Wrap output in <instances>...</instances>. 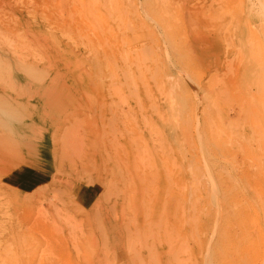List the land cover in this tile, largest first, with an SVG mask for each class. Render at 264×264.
I'll use <instances>...</instances> for the list:
<instances>
[{
    "label": "rangeland",
    "instance_id": "rangeland-1",
    "mask_svg": "<svg viewBox=\"0 0 264 264\" xmlns=\"http://www.w3.org/2000/svg\"><path fill=\"white\" fill-rule=\"evenodd\" d=\"M0 86V264H264V0H0Z\"/></svg>",
    "mask_w": 264,
    "mask_h": 264
},
{
    "label": "crops",
    "instance_id": "crops-1",
    "mask_svg": "<svg viewBox=\"0 0 264 264\" xmlns=\"http://www.w3.org/2000/svg\"><path fill=\"white\" fill-rule=\"evenodd\" d=\"M30 162H28V164L30 165V171H32L33 173H30V175L29 176H27L25 179H23L22 180V184H21V186L23 187V188H27V186L28 185H31L32 183H30L29 181L30 180H32V179H34V177H35V172H38L39 171V169L41 168H44V163L42 164V163H36V164H38V165H36L35 163H32V159H30L29 160ZM50 161H52V159H50ZM31 163V164H30ZM28 179H30V180H28ZM46 181H38L36 184H35V188L36 187H38V186H40V185H42V184H44ZM47 183V182H46ZM45 183V184H46ZM14 185H16V184H14ZM34 189V188H33ZM83 189V188H82ZM81 189V190H82ZM81 192V191H80ZM96 198H97V195L94 197V199L90 202V203H88V204H84L83 203V200H82V198H81V196H80V193H79V201H80V203L83 205V206H85L86 208H90L93 204H94V202L96 201Z\"/></svg>",
    "mask_w": 264,
    "mask_h": 264
},
{
    "label": "bare ground",
    "instance_id": "bare-ground-1",
    "mask_svg": "<svg viewBox=\"0 0 264 264\" xmlns=\"http://www.w3.org/2000/svg\"><path fill=\"white\" fill-rule=\"evenodd\" d=\"M37 70H39V68H38ZM16 71H17V70H16ZM22 71H23V70H22ZM22 71H19V72H22ZM24 73H25V74H24V77H26V75H29L28 70H26V72H24ZM18 74H20V73H18ZM18 78H19V77H18ZM27 78H29V77H27ZM19 79H20V78H19ZM22 79H23L24 81H27V79H25V78H22ZM12 81H13V80H12ZM7 87H8V86H7ZM2 90H3V89H2L1 86H0V92H2ZM3 91L5 92V90H3ZM223 93H224V92H223ZM5 94H6V93H5ZM6 95H7V94H6ZM6 95H4V96H6ZM0 96H2V95H0ZM4 100H5V99H3L2 101H4ZM6 101H8V99H7ZM12 101H13V100H12ZM14 101H15V100H14ZM8 102H10V101H8ZM10 104H11V102H10ZM12 104H13V103H12ZM19 105L22 106V107L24 108V104H23V102H22V103L19 102ZM22 107H21V108H22ZM13 108H15V107H12V109H13ZM23 108H22V109H23ZM9 109H11V108H9ZM13 110H14V109H13ZM13 110L10 111V112L13 113ZM3 111H4V110H3ZM5 111H7V110H5ZM8 111H9V110H8ZM15 111H16V110H15ZM22 111H23V110H22ZM17 112H18V111H17ZM25 112H26V111H25ZM25 112H24V113H25ZM21 113H22V112H21ZM2 115H3V114H2ZM6 115H7V114H6ZM8 115H9V114H8ZM26 116H27V114H26ZM35 116H36V115H35ZM7 119H8V118H7ZM29 119H31L30 116H29ZM206 119L209 120V118H206ZM21 122H22V121H21ZM204 123H205V121H204ZM26 125H27V124H26ZM24 126H25V125H24ZM202 126H203V125H202ZM21 127H23V126H21ZM203 127H204V126H203ZM23 128H24V127H23ZM196 128H197V127H196ZM199 128H200V127H199ZM203 130H204V129H203ZM205 131H206V130H205ZM196 133H197V132H196ZM197 134H198V135H197L196 137L199 136L200 132L197 133ZM8 135H9V134H8ZM7 137H8V136H7ZM9 137H11V136H9ZM196 137H195V138H196ZM204 137H205V136H204ZM204 137H203V140H204ZM11 138H13V137H11ZM206 138H207V137H206ZM193 139H194V138H193ZM196 139H198L197 141H199V137L196 138ZM17 143H18V142H17ZM204 146H205V145H204ZM206 146H207V145H206ZM206 146H205V147H206ZM21 147H22V146H21ZM195 147H196V149H197V145H196V143H195ZM201 148H203V147H201ZM194 149H195V148H194ZM196 149H195V150H196ZM204 149H205V148H204ZM195 150H194V151H195ZM205 150L208 151L207 148H206ZM203 154H204V153H203ZM56 155H57V154H56ZM204 155H205V154H204ZM198 156H199V155H198ZM196 157H197V156H196ZM196 157H195V158H196ZM197 159H198V158H197ZM197 159H196V160H197ZM199 159H200V158H199ZM199 159H198V161H199ZM207 159H208V158H207ZM195 162H196V161H195ZM208 162H209V161H208ZM199 163H200V162H199ZM193 164H194V163H193ZM195 165H196V163H195ZM29 186H30V185H28L27 188H28ZM13 233H14V232H13Z\"/></svg>",
    "mask_w": 264,
    "mask_h": 264
}]
</instances>
